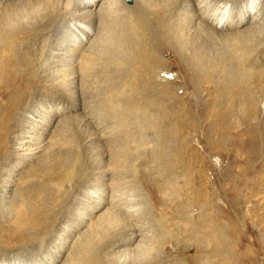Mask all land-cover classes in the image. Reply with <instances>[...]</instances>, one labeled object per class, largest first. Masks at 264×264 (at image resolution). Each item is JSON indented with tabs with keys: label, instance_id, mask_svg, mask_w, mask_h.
<instances>
[{
	"label": "rangeland",
	"instance_id": "rangeland-1",
	"mask_svg": "<svg viewBox=\"0 0 264 264\" xmlns=\"http://www.w3.org/2000/svg\"><path fill=\"white\" fill-rule=\"evenodd\" d=\"M20 1L27 0L3 4L0 0V66L10 63L15 72L26 76L18 91L8 89L0 77V186L12 173L16 180L11 186L12 193L25 190L26 184L20 178L31 177L38 182L42 174L36 160L22 164L18 170L13 165L16 160L13 143L28 124L29 116L41 106L50 111L65 110L73 99H79L77 102L81 99V103L83 99V109H71L50 122L56 143L64 141L71 146L64 156L69 175L63 189L69 214L54 224L57 232L52 240L58 232L70 228L74 212L88 209L93 189H100L101 195L109 199L114 186L113 193L120 200H134L131 210L137 216L143 212L136 211L140 209V198L144 199L146 214L142 224L146 243L155 247L165 241L167 250L174 249L176 244L185 246L186 256L193 258L177 255V264H264V64L261 61L264 19L250 24L246 20L241 27L221 28L204 19L202 23L194 20V24L185 17L184 23L175 15L171 17L173 23L160 30L161 35L149 25L140 26L138 33L149 37L147 49L156 48V63L152 64L148 58L145 67L136 71L135 64L131 67L134 72L117 85L113 74L108 75L103 66L113 56L115 45L128 43L126 27L139 22L134 17L141 18L136 5L146 2L144 5L156 25L157 15L153 16L152 11L158 5L165 7L170 0H111L106 14H96L104 0L94 5L71 0L68 11L61 8L63 0H52L43 10L32 9ZM185 1L182 3L186 15L192 4ZM210 1L226 5L224 0ZM225 1L230 20L235 23L242 0ZM258 6L260 14H264V0H259ZM91 10L96 16L82 17ZM78 20L93 29L83 51L87 48L92 51L98 60L95 63L103 67L102 73H97L90 83L75 82L74 88L70 84L66 95L54 98L48 91L51 81L47 80L52 71L46 67L66 65V48L78 34L72 30ZM252 26L260 30H253ZM72 89L79 93L77 97ZM104 93L116 101L117 110L110 104L100 105L97 96ZM129 103L134 107L128 108ZM86 113L99 122L97 130L99 135L109 137L108 145L122 142L126 131L133 133L132 153L115 170L114 185L109 177L95 180L98 174L92 164L95 156L100 157L99 143L87 141V129L90 133L93 129L79 120ZM118 115L126 116L124 126L119 125ZM102 183L109 186H101ZM4 197L0 192V264H43V257L48 256L44 230L35 240L31 232L16 240L15 236L6 234L11 233L9 230L1 231L7 208L15 209L2 205ZM45 197L44 191L28 194L29 202L35 206H45ZM194 229L204 236L203 246H199L198 238L194 241L191 234ZM85 231L83 228L76 232L73 242L84 241ZM35 244L42 247L40 255H36ZM104 256L113 263L119 253Z\"/></svg>",
	"mask_w": 264,
	"mask_h": 264
},
{
	"label": "bare ground",
	"instance_id": "bare-ground-1",
	"mask_svg": "<svg viewBox=\"0 0 264 264\" xmlns=\"http://www.w3.org/2000/svg\"><path fill=\"white\" fill-rule=\"evenodd\" d=\"M1 1V3L3 4L11 2L13 0ZM70 1L71 0H63L61 7L63 11H68L71 5ZM97 1L98 0H82V2L80 3H88V5H94ZM110 1L111 0H108L107 2V0H104L96 14H101L102 12L106 14V12L109 11ZM155 1L156 0H154V2ZM167 1L169 0H165V2ZM183 1L184 0H170L165 7L163 5V7H161V5H158L157 8L155 7V11H152V13L153 16H155V13L157 15L158 21H156V25L154 18L150 17L149 15L148 7L144 5L146 2H143V4L142 1H140L139 4L135 3L134 5L137 4L136 11H138V14L139 16H141V18L134 17L135 21L139 22L137 24L129 25L128 27H126V32L129 33V38L126 40L128 43H126L125 46L120 47L118 44L113 47V56H111L110 58L108 56V61H104L106 62L103 66L104 68L102 66L101 68L98 67V65L95 63V61L98 62L97 57L95 58L89 48L83 51L85 40L88 38V35L91 34V31L93 29L87 23H82L83 21L81 22L78 20L79 22L77 23L74 21L75 23H73L74 26L72 25V30L77 32L78 34L72 37L69 46H67L66 48L68 52V58H65L67 60V63H65L66 65L63 64V66L61 64L58 66L52 64L46 67L48 69L50 68L52 71L51 76L47 79L51 81V83L48 84V91H50L52 97H63L64 95H66L67 91L70 90V84L73 87V84L75 82H92L96 74L98 73L99 75V73L102 71V68L108 72V75H111L110 73L113 74V81L118 85V83L121 82V79H127L128 76H130L131 72H134V69L132 70L131 67H134L135 64H137V66L134 67L135 71L137 68L139 69L145 67L148 58L151 59L152 64H155L156 48L154 49V51H151L152 48L150 50L147 49V41L149 37L145 34H142L141 36V34L138 33L137 28L140 26L149 25L158 33V35H161L159 34L160 30L163 29V27H165L167 23H173L171 22V17L175 15L176 17H179L178 19H180L181 22L183 21L184 23L187 22V19L185 20V17H189V23L190 21H194L197 19L200 22L206 20L212 26L218 27L220 25L221 28L230 26L241 27L240 25H242V23L246 20H248L250 24L262 21L264 19V14H260V11L258 10L259 0H242L240 3V10L237 11V19L235 20V23L230 20L231 15L227 6V1L225 0L224 2L226 3V5H222L220 1L211 3L210 0H186L187 2H190L192 4L190 11H188L186 14L188 16H186V12L183 11ZM20 2H24L23 5H27L32 9L43 10V8L46 9V6L52 4L53 1L27 0ZM156 5L157 4H155L154 6ZM63 11L61 12L63 13ZM86 12L88 14L90 13V16H87L88 14H82V17L91 19L92 17L96 16L95 12H93L92 10L90 12ZM200 22H196V24H201L202 22ZM177 24H175V26H177ZM205 25H207V23ZM188 26L190 25L188 24ZM187 27H185L186 30ZM206 28H208V26ZM252 29L256 31L260 30L255 26H252ZM79 30H82V32ZM76 36L78 37V39H76ZM190 47H193V43ZM261 61H263L262 64H264V55L261 57ZM53 62L54 61H52V63ZM151 67L152 66H149L148 69H151ZM241 76L244 78L243 74ZM260 76V74H256L257 78H260ZM0 77L5 81V86L8 89L12 87L13 91H18L21 87L23 79L26 76L24 73L15 72L14 65L12 66L10 63H6L5 65L0 66ZM112 87L116 86L113 85ZM72 90L74 93V97H77L79 93H77L75 89ZM26 93L27 90L25 94ZM85 95L89 96V94ZM97 97L101 99L100 105L102 104V106H107L108 104H110L113 110H117L116 101L109 97L107 94L104 93L103 95H98ZM77 100L79 99H73V102H71L70 105L66 106L65 110L63 108L60 110L51 109L50 111L43 106L39 107L38 111H36L32 116H29V121H26L28 124H25V126H23L21 134L13 143L15 152L13 157H15L14 159H16L13 162V165L15 164L14 167H16V170L20 169V166L22 164H29L30 162H34L36 160L35 165L42 174L38 178V182L32 180L31 177L25 178V180L24 177L20 178V182L26 184V189H18L13 193L11 191V186L15 184L14 182L16 181L14 175L10 173L8 174V176H6L5 179H3V185L1 184L0 186L1 195L5 196L4 198H1L2 205H6V208L7 205H11L12 207H15V209H11L10 207L7 208V217L4 219L6 220V223L5 226H1V231L3 232V230H5L7 232L9 230L11 233L6 234L15 236L16 240H19V238L23 239V237L26 234L28 235L29 232L33 234L32 240H35L42 234H44L45 231V233L47 234L45 244L47 245L46 252L48 253V256L43 257V259H45L43 264H58V260L62 257L63 258L61 259L60 264H161L165 261H174L170 264H177L179 263V261L175 262L177 258H179L176 257L177 255L192 259L193 257H191L190 255L186 256V253L184 252V245H181V248L179 246L180 244L175 243L177 246H175L174 249L168 248L167 250L165 241H160L155 247L151 246V243H146L144 239L146 235V233L144 232L145 228L142 224L146 214V209H143L145 206L143 203L144 199L142 200L140 198V201L143 204L141 206L140 202V209H136V211H141L142 209L143 212L140 214L141 216L139 214V216H137L136 213L131 210V206H135L134 200H125L124 202L120 200V196L118 197L113 193L114 186H112L109 199L101 195L99 191L100 189H93V195H90L92 200L89 202L88 209L86 211H80L78 213L74 212L70 220V228L66 227V229L62 230V232H58L57 236L53 238V240L51 239L56 231L54 224L64 219V217L69 214V210L67 208V196L66 193H64L63 189L65 178L69 175V164L68 162L66 164L64 156L66 152L71 149V146L64 141L60 142L59 144L56 143V133L54 129H50V122L52 121V119L54 120L57 115L58 117H60V114L69 112L71 111V109H83V107H85L84 100L82 99L83 103H81V99L78 102ZM132 106L134 107L133 103H129L127 105L128 108H132ZM127 107L125 109H127ZM100 109H102L101 106ZM246 110L248 111L249 108H247ZM118 116V120L120 121L119 125L124 126L126 116ZM79 120L82 122V125H88L93 129V133H90V131L87 129V141H95L97 144L99 143L100 157L95 156L93 158L94 164H92L93 168L97 170L98 174V178L95 180L106 179V177H109L114 185L115 181L113 180V177L115 170L118 169L120 163L126 160L128 158V155L132 153L134 144L132 143V139L130 138L132 137L133 133H129V131H126L124 134L125 139L123 137L124 140L122 139V142L119 141L120 143L118 145H108L106 141L109 140V137L103 136L102 134L99 135V131L97 130V128L99 127V122L96 121V119L94 122L91 114L86 113L83 118ZM32 132L33 134H31ZM126 175V180L128 181L130 173ZM93 182L94 181H90L88 183L90 185H94ZM102 185L105 186L107 185V183H102L101 186ZM27 188H29V190H27ZM34 191L40 193L41 191L45 192V206H35L34 203L32 204L29 202L30 200H28V194ZM26 206H30V210L27 209ZM48 206L50 207L46 208ZM83 228H86V231L83 233V235H85L83 236L84 241H82V239L81 241L79 240L78 243H74L73 238L75 237L76 232L81 231V229ZM191 234L192 237L194 235V241L198 238L199 242H201V244L199 243V246H203L202 239L204 236L199 234V231L197 229H194ZM11 240L15 241L14 239ZM204 245L206 246V244ZM131 246H133L132 251L130 249ZM34 247L36 248V255H40V253L43 251L42 247H37L36 244L34 245ZM203 248L205 249V247ZM113 253H119V256L117 257V261L115 260L116 262L113 261V263H110L112 261L107 260L108 258L106 257V259L104 254H106L107 256V254ZM72 254H74V256H71ZM102 260L106 261L103 262Z\"/></svg>",
	"mask_w": 264,
	"mask_h": 264
}]
</instances>
